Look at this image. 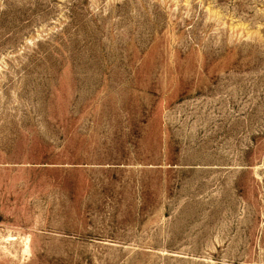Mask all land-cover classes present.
I'll use <instances>...</instances> for the list:
<instances>
[{"label": "rangeland", "instance_id": "374dc122", "mask_svg": "<svg viewBox=\"0 0 264 264\" xmlns=\"http://www.w3.org/2000/svg\"><path fill=\"white\" fill-rule=\"evenodd\" d=\"M0 264H264V0H0Z\"/></svg>", "mask_w": 264, "mask_h": 264}]
</instances>
